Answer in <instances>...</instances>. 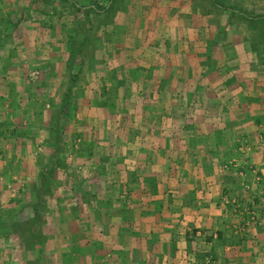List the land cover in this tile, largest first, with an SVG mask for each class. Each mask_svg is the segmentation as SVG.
Returning a JSON list of instances; mask_svg holds the SVG:
<instances>
[{
    "label": "crops",
    "instance_id": "0c3cea01",
    "mask_svg": "<svg viewBox=\"0 0 264 264\" xmlns=\"http://www.w3.org/2000/svg\"><path fill=\"white\" fill-rule=\"evenodd\" d=\"M111 1L0 0V264H264V146L249 150L257 181L217 164L264 125V65L238 48L209 71L177 0L162 13L116 2L106 21ZM69 9L100 38L72 60ZM31 68L42 77L27 90ZM79 136L72 166L44 174L35 147L49 157Z\"/></svg>",
    "mask_w": 264,
    "mask_h": 264
},
{
    "label": "rangeland",
    "instance_id": "374dc122",
    "mask_svg": "<svg viewBox=\"0 0 264 264\" xmlns=\"http://www.w3.org/2000/svg\"><path fill=\"white\" fill-rule=\"evenodd\" d=\"M122 1L124 0L111 1L112 6L109 7V9L107 10L108 13H106V15H103V17L107 19L106 21L110 19L112 20V18L114 17V9L116 2L117 4H119ZM142 3L147 6V9L150 6L151 13H153L154 10L161 12L165 6L164 0H142ZM64 5L66 6L62 7L64 11L67 8H70L69 5L65 2ZM175 5L176 6L172 7L171 13L175 12V10L180 12L182 17L186 19L183 22L185 23L187 30L191 28L190 18H193V20H195V22L197 23L196 25L198 28L197 30H194L195 33L198 32L199 41L202 42L201 44L204 47H198V50L202 51L203 55L199 56L200 58H194V60L199 63V65L205 67L207 70L210 71L217 67V61L219 62L221 61V59H224V63H222V65L229 66L227 63H225V61L228 59L229 54L237 53L238 48H243L245 51H247V53H249V56H247L249 64H254L256 66L264 65V26L260 23L251 24L249 21L237 16L229 17V10L223 7L224 5L236 6L241 7L250 13L264 14V0H222V6L214 4L212 0H177V3ZM57 10V8H53L52 15L58 14ZM69 10L72 12L73 18L75 20L73 21V23H71V27L68 29L69 42L71 44L73 43V47H71V45L68 46L70 51L69 60H72L74 47H78L80 43H83V46H85V44H89L90 46H92L96 43H99L100 38L95 36L96 30L98 31L99 29L98 24L91 23L82 25L81 21L83 20L79 19V15L77 16L75 14L74 9ZM161 13L157 18L162 19L163 17H165L164 15L161 17ZM176 15L177 14L174 13L170 14L166 19L167 21H170L168 26L170 28L172 27L171 31L173 32L176 31L177 27L176 25H174L177 23L176 20L178 19ZM202 22L204 24L207 23L206 27L208 29H206V27L202 25ZM98 23L100 24V22ZM184 31L185 29L183 28V32ZM204 31L211 32L213 37H207V39H205ZM187 32L189 37L195 36V33H192L191 31ZM201 38L203 39V41L201 40ZM198 44H200V42H198ZM254 44L256 46H253ZM213 50L215 51V57L212 56ZM244 50H241V52H244ZM218 54L221 55V57ZM41 77L42 73L39 68H31L27 70L24 78L27 90H29L32 85H35ZM24 113L25 114L23 116V119H21L20 124L28 125V118L31 115L29 111H25ZM1 115L2 114L0 112V116ZM39 118L41 117L39 116ZM2 121L7 120H0V123ZM1 127L2 129H4L6 125ZM10 128L12 130L15 129L13 125L9 127V129ZM17 129L18 127L13 131H16ZM214 132L219 133L218 130H215ZM1 133L0 140L1 138L5 137V135ZM256 134L257 138L255 141H249L248 137H246L244 134H237L236 136L232 137L231 142L227 144V151L224 152V155L226 154L227 157H230L227 160L217 161L219 170L223 173L231 174L235 178L240 177L245 181H248V178L249 180H252V182L255 180L257 181L259 179V174L256 173L254 177V166L248 159L250 152L249 150H252L253 148L259 149L260 147L264 146L263 124H260V126L257 128ZM81 142L82 136L75 137L73 144H70L71 146L61 150L56 149V152L54 151L53 153L54 155L49 157L46 156L45 153H40L41 149L38 145L37 147H35L33 154H37V156H35L40 161L44 160L46 163H52L51 169H46L47 173H44L49 174V176H51L54 174V169L58 165L68 163L70 164V166H72L71 164H73V161L77 160V145ZM75 163L74 169L72 167L71 168L74 172H76V174H87V169L85 167H77V165L80 164L79 161ZM84 170H86V173L84 172ZM246 184L247 186H244L242 184V187H246L247 189H249V187H251V183ZM12 188L13 187H9V190L11 191ZM221 194L223 196L226 195L225 202L228 205L229 210L238 211L239 208L242 207V204H240V201L237 200V198L229 196L228 190H223Z\"/></svg>",
    "mask_w": 264,
    "mask_h": 264
},
{
    "label": "trees",
    "instance_id": "16d2710c",
    "mask_svg": "<svg viewBox=\"0 0 264 264\" xmlns=\"http://www.w3.org/2000/svg\"><path fill=\"white\" fill-rule=\"evenodd\" d=\"M212 2L214 4L222 6V0H212ZM223 7H225L226 9L229 10V17L237 16V17H240L242 19L249 21L251 24L260 23L264 26V14L250 13L247 10H245L241 7H236V6L224 5ZM263 31H264V29H263ZM253 46H256V45L254 44ZM215 137H216V134H215Z\"/></svg>",
    "mask_w": 264,
    "mask_h": 264
}]
</instances>
